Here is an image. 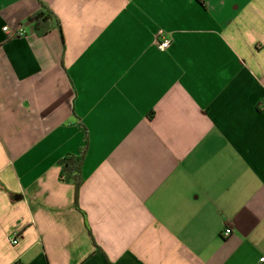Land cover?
Here are the masks:
<instances>
[{"label":"crops","instance_id":"0c3cea01","mask_svg":"<svg viewBox=\"0 0 264 264\" xmlns=\"http://www.w3.org/2000/svg\"><path fill=\"white\" fill-rule=\"evenodd\" d=\"M262 257L264 0H0V264Z\"/></svg>","mask_w":264,"mask_h":264},{"label":"trees","instance_id":"16d2710c","mask_svg":"<svg viewBox=\"0 0 264 264\" xmlns=\"http://www.w3.org/2000/svg\"><path fill=\"white\" fill-rule=\"evenodd\" d=\"M43 10H40L34 13L29 20L34 23V30L37 35H44L47 33L53 21L57 23L59 30H61L60 23L57 18H54L53 12L43 7ZM85 149H81L78 154H68L61 160L57 162L60 167L59 179L61 181L70 182L74 185L75 188V204L77 206V196L78 191L81 185L84 182V179L81 175V166L84 158Z\"/></svg>","mask_w":264,"mask_h":264},{"label":"built area","instance_id":"2783aa9c","mask_svg":"<svg viewBox=\"0 0 264 264\" xmlns=\"http://www.w3.org/2000/svg\"><path fill=\"white\" fill-rule=\"evenodd\" d=\"M2 29H3L4 32L13 34L14 36H22V35L25 34V30L23 28H20V29H18L16 31H13V32H10V29L8 28V26H3ZM157 44H158V47L161 50H166L170 46V39L167 38L166 36H160V37H158ZM229 234H230V229H228V228L225 229V231L223 232V235L224 236H228ZM9 241H10V243L12 245L17 244V242H18V234H17V232L12 234V236L9 239ZM260 264H264V257H262L260 259Z\"/></svg>","mask_w":264,"mask_h":264}]
</instances>
